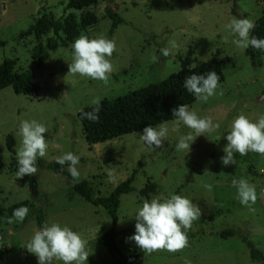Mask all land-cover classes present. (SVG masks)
<instances>
[{
  "label": "rangeland",
  "instance_id": "obj_1",
  "mask_svg": "<svg viewBox=\"0 0 264 264\" xmlns=\"http://www.w3.org/2000/svg\"><path fill=\"white\" fill-rule=\"evenodd\" d=\"M66 1L0 0V62L16 59V69L32 72L39 86L34 96L16 93L11 86L0 90V251L8 249L0 264H38L25 246L45 223L67 226L87 241L86 264H108L110 256L97 238L112 226L111 218L103 207L73 190L76 180L45 166L68 152L80 158L79 180H87L96 195H108L136 171L134 190L120 197L115 225L120 249L140 255L135 264H184L185 259L191 264H262L250 257L243 238L264 253V155L235 153L236 164L221 162L232 121L243 114L256 122L264 114V55H247L231 43L234 37L225 28L233 17L254 22L263 13L261 0H96L86 9L98 17L91 26L79 22L85 10L68 9ZM106 8L123 18L112 33ZM37 17L44 24L42 43L47 51L41 60L32 57L37 48L32 32ZM56 20L60 21L58 34L52 29ZM80 35H103L115 41L116 50L106 57L113 65L107 84L69 73L72 43ZM170 40L178 47L165 57L160 49L170 47ZM188 54L194 60L191 66L209 59L221 65L223 80L216 94L207 102L195 99L188 105L189 111L200 118L210 117L218 127L196 137L188 152L177 151L176 144L181 136L195 133L182 123L177 126L175 119L164 122L168 136L163 148L155 151L140 139L143 130L103 142L86 141L78 118L82 108L93 105L96 98L109 100L176 73ZM153 55L159 57L158 62H152ZM22 120H36L48 129L44 134L47 155L37 158L35 175L26 174L35 179V189L22 185L16 175ZM9 134L14 139L12 151L6 144ZM109 173L114 177L111 181ZM241 177L255 186L254 211L240 203L232 187V180ZM149 180L158 191L149 199L141 198L138 192ZM173 194L201 210L187 231L188 246L175 253H146L127 239L134 235L135 214L145 200ZM22 206L29 209L24 221L9 224L13 210ZM38 209L43 211L41 228L36 222ZM229 228L234 233L222 236ZM52 264L63 262L53 260Z\"/></svg>",
  "mask_w": 264,
  "mask_h": 264
},
{
  "label": "clouds",
  "instance_id": "obj_2",
  "mask_svg": "<svg viewBox=\"0 0 264 264\" xmlns=\"http://www.w3.org/2000/svg\"><path fill=\"white\" fill-rule=\"evenodd\" d=\"M254 27L253 21L235 17L225 25L229 35L234 37L231 43L236 47L240 49L253 47L257 50H264V39L250 36ZM224 42H228V37H225ZM169 45L170 47L160 49L165 57H168L172 50L178 47L174 40H170ZM72 50V62L68 64L69 73L100 80L107 84L108 77L113 72V65L106 57H111L116 50L114 40L107 39L103 35L95 38L80 35L72 43ZM158 61L159 57L153 55L152 62ZM219 81L220 76L215 71H209L203 75L192 74L185 78L184 88L197 100L207 102L209 97L216 94ZM100 103V99L96 98L92 101L95 107L91 112H84L81 109V118L93 122L98 121ZM172 115L175 117L174 123L177 126L182 123L195 133V136L191 133L181 136L176 144L177 151L188 152L196 137L218 127L213 124L210 117L200 118L194 111H189L187 105L181 104L173 108ZM47 131L48 129L36 120L20 122L17 132V135L21 137V144L16 151L17 177L22 178L26 174L35 175L37 173V158L47 155L48 144L44 135ZM168 131L164 123L158 127L149 125L139 136L150 150L155 151L163 148V141L167 139ZM226 140L228 143L223 148L225 155L221 157V162L225 166L236 164L235 153L240 156H245L249 152L264 155V114H261L256 122L250 121L243 114L238 115L232 121ZM79 162L80 158L71 152L56 158V163L62 167L68 164L67 170L74 180H79L80 177L77 169ZM109 179L110 181L114 179L111 173H109ZM207 187L211 190V186ZM232 187L237 189V199L240 203L254 211L251 206L257 200L255 186L241 177L232 180ZM28 212L29 209L26 206L16 208L7 222L9 224L22 223ZM200 216V208L185 197L177 194L170 197H154L150 201L145 200L136 212L135 234L127 239L134 241L142 251L149 254L162 250L170 253L182 251L188 246L187 231L191 229L193 221L199 219ZM86 244L87 241L69 227H62L58 223L50 225L45 223L40 230L34 233L25 248L38 258V264H52L53 260L62 261L63 264H86L89 257ZM184 264H191V261L185 259Z\"/></svg>",
  "mask_w": 264,
  "mask_h": 264
},
{
  "label": "trees",
  "instance_id": "obj_3",
  "mask_svg": "<svg viewBox=\"0 0 264 264\" xmlns=\"http://www.w3.org/2000/svg\"><path fill=\"white\" fill-rule=\"evenodd\" d=\"M263 13L254 20L255 27L250 32V36H256L259 39H264V0H261ZM96 0H67L66 8L75 10H85L79 15V22L82 26H91L96 24L98 17L91 11L86 10L88 6L95 4ZM108 18L111 19L109 32L112 33L118 24L123 22V18L116 11L106 8ZM72 17L68 16L67 21L71 22ZM60 21L56 20L52 23V29L55 34H58ZM32 32L37 40V48L33 52L32 57L35 60H41L47 56V51L42 43L44 34V24L37 17L34 23ZM3 42L0 41V45ZM245 52L249 56L264 55V50H257L253 47H248ZM193 58L188 54L181 59V68L166 78L149 83L135 90L129 91L123 95L117 96L109 100H101L99 119L93 122L88 119L81 118V110L78 112V118L81 120L85 139L89 143L103 142L118 138L124 134L138 130H143L145 127L157 126L169 120H174L172 109L178 105H190L195 101L193 94H190L184 88V80L192 74L203 75L209 71H215L220 76V81L223 80V73L219 61L209 59L191 66ZM16 59L8 58L0 62V90L11 86L12 89L19 94L34 96L39 92V86L30 71H19L15 67ZM219 81V82H220ZM95 105L86 106L84 112H91ZM9 150L12 151L14 139L11 134L7 136L6 142ZM38 163L42 164V162ZM46 168L57 174H64L69 180H73L65 167L58 163L52 162L45 165ZM135 170L132 174L122 182H120L108 195H96L89 182L81 179L76 180L72 184V188L79 195L94 205H100L109 215L112 221V226L102 233L97 242L104 246L110 256L108 264H135L140 258V255L134 251L132 253H124L116 242V236L120 233L116 230L117 208L119 206L120 197L123 194L132 192L134 187L132 181L134 179ZM22 185H28L35 189L37 183L34 178L28 175L20 179ZM158 186L153 181H147L139 190L138 194L141 198L149 199L156 194ZM36 222L41 228L43 223V211L38 209L36 212ZM135 234V228L132 229ZM234 230L229 228L224 230L221 235H232ZM250 250V257L253 260L264 264V253L256 248L250 240L243 238ZM8 249L0 251V258H4Z\"/></svg>",
  "mask_w": 264,
  "mask_h": 264
}]
</instances>
